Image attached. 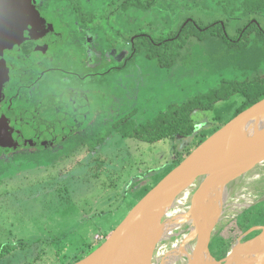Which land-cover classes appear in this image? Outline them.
I'll return each mask as SVG.
<instances>
[{"label":"rangeland","instance_id":"1","mask_svg":"<svg viewBox=\"0 0 264 264\" xmlns=\"http://www.w3.org/2000/svg\"><path fill=\"white\" fill-rule=\"evenodd\" d=\"M156 3L147 11L135 12L146 15V19L163 18L168 23L172 18L179 21L187 16L201 24L222 18L230 35L243 24L241 11L225 13L223 4L216 1ZM225 7L229 10L226 3ZM212 52L214 49L201 43L187 45L181 60L169 67L158 66L140 53L126 69H100L99 72H105L103 75L89 77L85 90L92 103L90 110H101L105 119L98 133L78 136L85 148L96 149L94 153L83 152L79 161V156L75 157L80 150L78 137L73 135L51 155L38 150L56 144L58 135L43 136L39 141L34 134L11 138L16 148L3 149L0 155V247L11 249L1 264H72L88 253L89 246L96 248L103 241L101 237L109 236L147 191L177 165L186 149L195 148L199 132L209 135L231 119L241 102L239 94L216 102L208 111H195L194 136L154 143L123 136L170 106H179L193 96L220 88L224 79L244 77L232 65L220 67L217 58L209 56ZM49 82L52 85V76ZM120 117L126 118L124 125H118ZM263 195L264 163L237 183L226 203L211 238L210 250L214 255L221 251V243L230 246L245 232L240 227L244 218L250 223L249 228L264 221V202L244 206L246 198L256 201ZM233 203L240 205L235 207ZM174 240L173 237L158 243L154 262Z\"/></svg>","mask_w":264,"mask_h":264},{"label":"flooded vegetation","instance_id":"2","mask_svg":"<svg viewBox=\"0 0 264 264\" xmlns=\"http://www.w3.org/2000/svg\"><path fill=\"white\" fill-rule=\"evenodd\" d=\"M26 1V9L17 11L15 17L1 6L0 155L12 146L6 139L10 133L34 134L38 141L58 135L56 144L38 150L46 155L68 143L69 135L98 133L105 116L101 110H90L92 103L85 90L89 77L103 75L100 69H126L137 54L184 36L187 23L197 25L192 16L179 21L172 18L168 23L136 14L149 10L157 0ZM215 1L219 0H211ZM218 22L223 25L222 18L210 23ZM119 120L118 125L127 121L125 117ZM76 141L77 161L83 159V152H96L85 148L80 137Z\"/></svg>","mask_w":264,"mask_h":264},{"label":"water","instance_id":"3","mask_svg":"<svg viewBox=\"0 0 264 264\" xmlns=\"http://www.w3.org/2000/svg\"><path fill=\"white\" fill-rule=\"evenodd\" d=\"M26 0H0L1 6L18 16ZM14 11V12H13ZM264 163V98L244 109L193 148L153 185L122 221L96 248L72 264H152L156 246L167 230L165 215L175 197L198 181L183 246L188 264H264V224L242 233L224 252L210 250L215 227L222 220L226 201L220 190ZM264 201V195L248 207ZM256 235L245 237L253 231Z\"/></svg>","mask_w":264,"mask_h":264},{"label":"trees","instance_id":"4","mask_svg":"<svg viewBox=\"0 0 264 264\" xmlns=\"http://www.w3.org/2000/svg\"><path fill=\"white\" fill-rule=\"evenodd\" d=\"M225 3L227 7L230 5L229 10L225 7ZM217 4H223L222 7L225 13L238 10L242 12V16L244 15L243 24L236 28L233 35L228 34L225 27L226 22L223 19V25L220 22L206 24L197 22L195 26L189 22L183 29L184 36L163 42L161 47L153 45L152 49L146 54L147 58L154 60L158 66H174L178 59L181 60L184 47L201 43L210 49H214V52L210 53L209 56H211V59L217 58L220 67L232 65L235 69L241 70L244 77L233 80L224 79L220 84V88L193 96L179 106H170L166 111L157 114L152 120L137 125L129 133H124V137H137L147 143H154L161 139L187 138L195 135L196 125L193 121L195 111H208L216 102L227 99L234 94H239L241 102L234 110L231 117L233 118L264 98V0H219ZM215 45L217 46L216 49L213 48ZM219 127L215 129L217 130ZM23 134L30 133L25 132ZM209 135L202 131L199 132L198 137H195V146ZM11 138H15V134L10 133L6 138L12 145L11 148H8L9 150L16 148V144ZM191 150L186 149L184 155L186 156ZM182 157L178 158L177 164L182 160ZM145 185L141 188H145ZM246 221L248 220L244 218V223L240 226L243 231L251 226ZM263 223L264 221L260 224ZM106 236L104 235V238ZM228 247V245L224 246L221 243L219 253L224 252ZM93 249L92 246H89L87 252L89 253ZM10 250L8 246L0 247V264L1 259ZM82 255L76 259H81Z\"/></svg>","mask_w":264,"mask_h":264},{"label":"bare ground","instance_id":"5","mask_svg":"<svg viewBox=\"0 0 264 264\" xmlns=\"http://www.w3.org/2000/svg\"><path fill=\"white\" fill-rule=\"evenodd\" d=\"M246 174L237 178L230 186L219 191L221 192V196L224 201H230L231 195L237 187V183L243 179ZM197 186L198 181L191 182L172 201V204L164 218L168 221L169 227L167 228L162 240L169 241L173 237L175 240L168 244V249L165 250L155 262L153 261L152 264H188V258L185 254L192 252L194 244H191L190 246H183V241L186 237L185 231L187 229V225L183 220L190 211L191 196ZM246 201L247 202L244 206L247 208L253 201L249 198H246ZM233 205L238 207L240 204L233 203Z\"/></svg>","mask_w":264,"mask_h":264}]
</instances>
